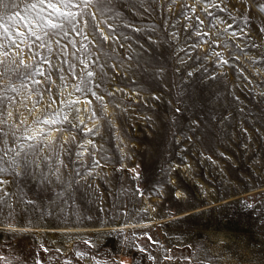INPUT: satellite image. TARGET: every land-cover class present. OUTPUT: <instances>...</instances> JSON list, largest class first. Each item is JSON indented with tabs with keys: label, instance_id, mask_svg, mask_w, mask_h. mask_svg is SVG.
Returning <instances> with one entry per match:
<instances>
[{
	"label": "rangeland",
	"instance_id": "374dc122",
	"mask_svg": "<svg viewBox=\"0 0 264 264\" xmlns=\"http://www.w3.org/2000/svg\"><path fill=\"white\" fill-rule=\"evenodd\" d=\"M3 2L0 264H264V0Z\"/></svg>",
	"mask_w": 264,
	"mask_h": 264
},
{
	"label": "snow or ice",
	"instance_id": "6c2138e0",
	"mask_svg": "<svg viewBox=\"0 0 264 264\" xmlns=\"http://www.w3.org/2000/svg\"><path fill=\"white\" fill-rule=\"evenodd\" d=\"M57 3L62 4L65 8H75V7H81V19L84 20V23L86 26L99 29V24L95 25H89L88 19H86V16H91L92 20H96L97 14L99 16L107 18L111 13L112 9L114 7L113 0H56L54 3L53 0H34L33 3L28 5L25 8L26 12L33 13V15H28V16H21L20 12H17L15 15L16 17H20L21 21L25 23V26L33 25V26H42V27H47V24H43L45 21V17L42 15L44 13L45 8L41 7L43 5H46L47 8L52 9L54 13H57L59 18H62L64 21H67L69 24H72L73 21L76 19L75 15H73L72 12H61L59 8L57 7ZM209 7H215L218 6L215 3H213V0H208ZM0 6L4 8L8 7H16L14 3L12 4H5L3 0H0ZM37 9H39L37 11ZM85 9H94L92 12L85 13ZM52 13H49V16H51ZM211 15V13H209ZM14 21V17L12 16H5L4 14H0V40L7 39L10 44H15L16 41L12 40L11 36L9 35L10 33V28L11 25L8 22ZM103 21H101L102 23ZM51 28H58L60 25L56 23H50ZM75 28V25H73ZM231 27V25H229ZM109 28L111 29V25H109ZM16 35L18 37L23 36L24 33L20 32L19 29H17ZM204 35H208V33H204ZM235 35V33H233ZM87 38V37H85ZM39 39V37H37ZM105 40L108 39L107 36L104 37ZM2 46V45H0ZM4 55H7V53H4ZM3 61H0V64H2ZM23 63V61H21ZM11 71H14L13 69H9L7 67L4 68L3 72H0V77H4L6 74L10 73ZM43 75V73H40ZM87 75L89 77L93 76L92 72H88ZM191 75V73H189ZM79 91V89H77ZM95 95V93H93ZM97 99H103L102 97H97ZM75 103V102H72ZM87 103H91V101H87ZM68 107L69 111H74V113H79L80 109H75L73 110L71 108V105L68 104L66 105ZM63 120L68 121V116L64 115L62 117ZM44 124H51L54 125L58 123L57 120L52 119V120H45L42 121ZM80 123H83V120L81 119ZM75 126V125H73ZM91 131V129H89ZM31 139V137H29ZM8 151H12V149H8ZM17 155H19L17 153ZM7 156V152L4 153V155H0V177H4L7 174L11 173L14 175H22L26 172L27 170V165L29 163L27 159V155L24 156L22 160H16L15 158H12L11 160H6L5 157ZM17 169H20L21 171H17ZM8 183L6 179L0 178V200H3L4 197L9 196L10 193L7 192V190L4 189V185ZM28 203H32L31 201H28ZM87 243V242H86ZM6 257L0 256V261H5Z\"/></svg>",
	"mask_w": 264,
	"mask_h": 264
}]
</instances>
